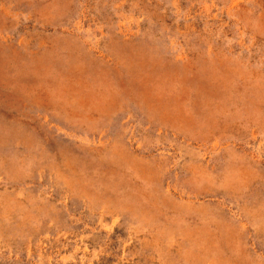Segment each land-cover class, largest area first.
Returning a JSON list of instances; mask_svg holds the SVG:
<instances>
[{
    "label": "rangeland",
    "instance_id": "374dc122",
    "mask_svg": "<svg viewBox=\"0 0 264 264\" xmlns=\"http://www.w3.org/2000/svg\"><path fill=\"white\" fill-rule=\"evenodd\" d=\"M0 264H264V0H0Z\"/></svg>",
    "mask_w": 264,
    "mask_h": 264
}]
</instances>
